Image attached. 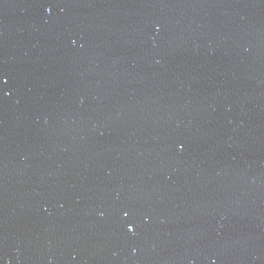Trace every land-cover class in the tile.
Segmentation results:
<instances>
[{"label":"water","instance_id":"1","mask_svg":"<svg viewBox=\"0 0 264 264\" xmlns=\"http://www.w3.org/2000/svg\"><path fill=\"white\" fill-rule=\"evenodd\" d=\"M0 264H264V0H0Z\"/></svg>","mask_w":264,"mask_h":264},{"label":"snow or ice","instance_id":"2","mask_svg":"<svg viewBox=\"0 0 264 264\" xmlns=\"http://www.w3.org/2000/svg\"><path fill=\"white\" fill-rule=\"evenodd\" d=\"M133 229H132V227L131 226H129V231H132Z\"/></svg>","mask_w":264,"mask_h":264}]
</instances>
